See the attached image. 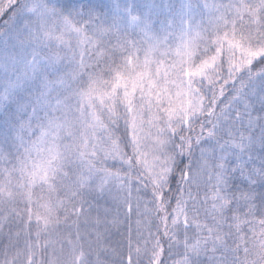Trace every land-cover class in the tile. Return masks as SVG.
I'll list each match as a JSON object with an SVG mask.
<instances>
[{
  "label": "snow or ice",
  "instance_id": "obj_1",
  "mask_svg": "<svg viewBox=\"0 0 264 264\" xmlns=\"http://www.w3.org/2000/svg\"><path fill=\"white\" fill-rule=\"evenodd\" d=\"M0 264H264V0H0Z\"/></svg>",
  "mask_w": 264,
  "mask_h": 264
},
{
  "label": "rangeland",
  "instance_id": "obj_2",
  "mask_svg": "<svg viewBox=\"0 0 264 264\" xmlns=\"http://www.w3.org/2000/svg\"><path fill=\"white\" fill-rule=\"evenodd\" d=\"M174 259H179V257L177 256V258L175 257Z\"/></svg>",
  "mask_w": 264,
  "mask_h": 264
},
{
  "label": "trees",
  "instance_id": "obj_3",
  "mask_svg": "<svg viewBox=\"0 0 264 264\" xmlns=\"http://www.w3.org/2000/svg\"><path fill=\"white\" fill-rule=\"evenodd\" d=\"M175 258V257H174ZM177 258V257H176Z\"/></svg>",
  "mask_w": 264,
  "mask_h": 264
}]
</instances>
